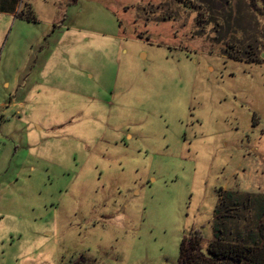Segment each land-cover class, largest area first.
<instances>
[{"label": "rangeland", "instance_id": "obj_1", "mask_svg": "<svg viewBox=\"0 0 264 264\" xmlns=\"http://www.w3.org/2000/svg\"><path fill=\"white\" fill-rule=\"evenodd\" d=\"M220 193L264 231V0H0V264H180Z\"/></svg>", "mask_w": 264, "mask_h": 264}, {"label": "trees", "instance_id": "obj_2", "mask_svg": "<svg viewBox=\"0 0 264 264\" xmlns=\"http://www.w3.org/2000/svg\"><path fill=\"white\" fill-rule=\"evenodd\" d=\"M231 57L235 58L234 55ZM237 200L231 193L219 194L211 241L204 251L200 233L194 232L184 238L179 248L180 264H264V231L260 227L255 228L253 233L237 235L234 241H227L223 237V225ZM259 206L256 218L259 222L263 221L260 226H264V203L260 202Z\"/></svg>", "mask_w": 264, "mask_h": 264}]
</instances>
